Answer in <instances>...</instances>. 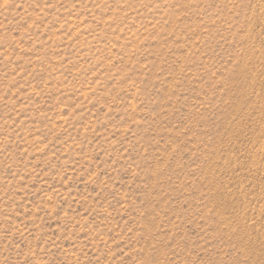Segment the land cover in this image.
<instances>
[{"label":"rangeland","instance_id":"obj_1","mask_svg":"<svg viewBox=\"0 0 264 264\" xmlns=\"http://www.w3.org/2000/svg\"><path fill=\"white\" fill-rule=\"evenodd\" d=\"M0 264H264V0H0Z\"/></svg>","mask_w":264,"mask_h":264}]
</instances>
